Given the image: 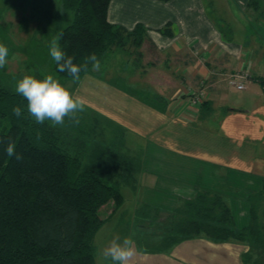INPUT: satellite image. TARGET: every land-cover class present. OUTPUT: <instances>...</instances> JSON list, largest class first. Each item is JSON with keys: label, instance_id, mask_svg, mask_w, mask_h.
<instances>
[{"label": "trees", "instance_id": "16d2710c", "mask_svg": "<svg viewBox=\"0 0 264 264\" xmlns=\"http://www.w3.org/2000/svg\"><path fill=\"white\" fill-rule=\"evenodd\" d=\"M57 2L69 16L58 18L48 30L52 37L62 34L61 48L75 64L83 65L93 53L101 64L113 48L139 47L147 37L142 23L128 30L110 22V0ZM22 3L16 0L14 5ZM247 5L264 9V0H248ZM160 31L173 35L169 27ZM52 69L64 82L73 80L58 71L54 60ZM91 71L89 63L80 78ZM25 75L30 74H21L20 79ZM31 75L45 76L38 69ZM140 98L158 106L163 101L159 96ZM16 106L22 109L20 117L13 113ZM105 126L110 134L103 138ZM9 142L15 143L21 159L7 155ZM125 146V130L86 106L75 119L65 117L63 125L37 124L27 111V101L0 83V264H95L96 233L122 204L121 184L134 182L136 160ZM255 194L264 195V178ZM249 202L250 221L237 228L223 193L197 191L175 211L178 220L164 236L169 248L195 237L215 243L240 241L249 245L246 255L253 264H264V210L260 216ZM143 208L148 212L151 207ZM251 251H256L254 258Z\"/></svg>", "mask_w": 264, "mask_h": 264}, {"label": "crops", "instance_id": "0c3cea01", "mask_svg": "<svg viewBox=\"0 0 264 264\" xmlns=\"http://www.w3.org/2000/svg\"><path fill=\"white\" fill-rule=\"evenodd\" d=\"M203 2L110 0L108 20L128 30L137 23L144 24L147 37L143 44L148 40L163 57L160 63H155V68L158 67L157 81L165 85L159 91L143 86L152 97L159 96L163 101L158 106L142 100L136 91L141 87H136L135 81L134 88L127 87V90L108 79L105 81L117 93L133 99L132 106L144 114L137 124L149 133L173 127L181 135L195 128L189 123L191 120L197 125H208L213 119L219 122L218 130L210 137L195 135L187 142L178 136V142H147L142 154L140 201L154 205L168 203L170 207L176 202L175 199L167 201L168 194L181 196L179 203L185 195L200 189H217L229 202L237 228H243L250 221L248 197L261 190L264 178V9L253 10L248 7V0L220 1L225 2L220 18L229 21L236 18L242 27L244 39L240 45L220 34ZM165 27L170 28L172 36L160 31ZM161 64L170 67L173 75L161 70ZM241 70L247 77L238 80L244 88L237 89L229 83V78ZM200 81L206 82L204 100L207 103L202 108H192L182 107L179 102L178 109H173L174 95L184 90L185 94L194 92L192 89ZM233 90L237 92L235 99L231 98ZM217 153L229 157L231 162L211 158ZM248 250L245 242L215 243L205 237H195L175 243L166 252L140 253L136 247L134 264H253L246 255ZM251 254L254 258L256 251Z\"/></svg>", "mask_w": 264, "mask_h": 264}, {"label": "rangeland", "instance_id": "374dc122", "mask_svg": "<svg viewBox=\"0 0 264 264\" xmlns=\"http://www.w3.org/2000/svg\"><path fill=\"white\" fill-rule=\"evenodd\" d=\"M220 1L226 0H204L203 6L219 28L220 34L242 45V40L244 39L242 27L238 26L236 18L230 21L220 18L223 14V3H225ZM15 2L16 0H0V43L6 45L9 49L7 64L0 69V83L15 90L18 80L22 77L21 74L28 72L31 75L37 69L43 75L52 74L74 95L80 96L84 100L85 106L103 118L110 120V122L124 127L125 140L129 143L124 148L136 160L134 182L132 184H121L120 192L123 196V202L111 217L104 222L94 238L95 264H112L110 258L106 259L103 256V250L109 246L112 240L119 239L122 241L125 237H130L135 241V246L140 253L153 254L168 251L170 248L167 239L164 237L166 235L165 232L172 228L178 220L176 209L178 207L183 208L184 200L193 197L196 192L191 195H185L179 203L178 197L181 198V196L168 194L166 196L167 201L170 202L175 199L176 202L175 204L173 201L174 204L170 207L168 203L154 205L141 202L140 176L143 169L142 161L144 158L142 154L145 145L147 142L154 144L178 142V136L187 142L192 141L195 135H208L210 137L212 134L214 135L213 131L218 130L219 122L216 123L213 119L209 120L208 125L202 123L197 125L196 121L191 120L189 123L195 127L192 129L194 131L186 130L188 132L183 131L181 135L178 132V128L173 127H164L161 131L157 130L151 133L142 129V126L137 124V120L143 118V112L132 106L134 101L131 97L111 89L105 79H108L110 83H118L126 88H134L132 82L135 81L136 87L145 89L136 90L143 97H152V94L150 95L146 92V88L159 91L164 83L160 84L157 81L158 67L155 68V63H160L163 57L154 50L148 40L144 44L142 43L144 46L135 47L127 44L123 48H113L107 58L100 64L98 71L92 69L91 72L84 74L76 82L74 80L64 82L52 69L53 59L49 54V46L53 37L48 28L55 27V21L58 18L69 16V13H64L60 9L57 0H23L20 5H14ZM253 26L256 25L253 24ZM173 27L174 25L171 24V29ZM262 35L264 41V31ZM261 44L263 45L262 42ZM30 63L31 69H27V65ZM159 68L166 74L173 75L170 72V67H165L161 64ZM131 70H133V74ZM124 77L126 81H123ZM197 84V87L195 86L196 88L192 89L194 91L192 94H185L183 93L184 90L174 95L171 102L173 109H178V106H180L179 102L182 103V107H188L190 101L196 95L205 97L206 82L200 81ZM143 86L146 88H143ZM231 93V98L235 99L237 92L233 90ZM188 115L193 117L192 114ZM192 123H195V125ZM104 124L107 125L108 123ZM105 130L107 132L103 134V138L110 134L107 126H105ZM166 134H168L167 137L169 138L165 137ZM212 157L218 159V161L231 162L229 157L223 156L222 153L211 155ZM214 172L218 173V170ZM211 173L213 174V170H211ZM220 187L224 188L223 186ZM209 190L219 191L217 189ZM190 191L191 189L189 193ZM227 192L230 193L228 190ZM253 195L255 199L251 198ZM253 195H250L249 199L254 202L256 212L262 216L264 195L260 198H256L257 194ZM144 204L151 207L148 212L143 208ZM100 213L105 217V211L102 210ZM262 221L264 222V217H262Z\"/></svg>", "mask_w": 264, "mask_h": 264}, {"label": "clouds", "instance_id": "9594fccd", "mask_svg": "<svg viewBox=\"0 0 264 264\" xmlns=\"http://www.w3.org/2000/svg\"><path fill=\"white\" fill-rule=\"evenodd\" d=\"M62 34L53 37L49 46V54L56 62L59 72H66L74 81L80 79L81 71L88 70V64L91 63L92 69L98 71L100 62L93 53L86 58L83 65L73 62V57L66 56L60 45ZM9 49L6 45L0 43V69L7 64ZM16 93L27 101V111L35 119L37 124H44L45 121H51L52 126L63 125L65 117L75 119L77 112H82L85 107L84 100L74 95L66 88L59 79L52 74H47L43 79H38L33 75H25L18 80L15 88ZM15 116L22 115L20 106L13 108ZM14 142H9L6 147L8 156H21L15 151ZM103 256L110 258L112 264H134L136 257L135 241L130 237L121 240L114 239L108 247L103 250Z\"/></svg>", "mask_w": 264, "mask_h": 264}, {"label": "built area", "instance_id": "2783aa9c", "mask_svg": "<svg viewBox=\"0 0 264 264\" xmlns=\"http://www.w3.org/2000/svg\"><path fill=\"white\" fill-rule=\"evenodd\" d=\"M246 77H247V73L245 71L237 72V73L231 75V77L229 78V83L234 85V86H236L237 89H243L244 88V84L240 83L238 80L246 79ZM203 99H204L203 95L201 97L196 95L190 101V105L189 106L192 107V108H200L199 106H201V103L203 102Z\"/></svg>", "mask_w": 264, "mask_h": 264}]
</instances>
